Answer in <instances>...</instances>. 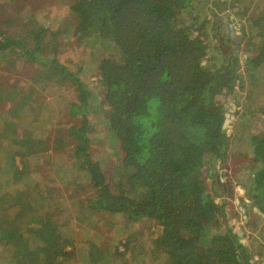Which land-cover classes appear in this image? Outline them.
<instances>
[{
	"label": "trees",
	"instance_id": "1",
	"mask_svg": "<svg viewBox=\"0 0 264 264\" xmlns=\"http://www.w3.org/2000/svg\"><path fill=\"white\" fill-rule=\"evenodd\" d=\"M227 2L72 0L70 10L80 19L81 36L94 35L114 45L112 55L101 57L96 64L102 91L99 107L107 109L106 131L117 143L114 154L120 158L118 165L108 168V179L104 159L93 158L90 151L95 137L88 112L91 91L79 76L81 67L73 72L56 60L58 33L62 31L30 20L29 28L12 32L3 25L24 22L12 16L0 21V54H13L18 63L36 64L42 68L34 71L37 75L50 72L43 85L65 81L78 92L80 105L69 104L67 111L70 117H78L77 122L57 126L48 137L54 151L72 147L77 160L74 173H85L93 188L92 196L76 199L72 216L61 223L52 217L33 222L42 215L37 214L41 206L35 203L36 196L31 200L35 209L23 213L19 206L26 202L28 211V199L17 203L15 188L1 193L0 246L5 236L1 222L6 224L5 244L9 245L12 237L13 246L21 238L25 242L24 256L16 264H119L117 246L101 243L100 233L84 238L81 230L74 229V221L78 227L93 225L102 213L113 221L109 227L120 224L125 228L138 220H153L159 229V246L173 264L262 262L264 243L258 245L256 254L247 250L230 223L224 202L205 191L202 179V168L212 178L213 164L230 140L228 127H223L226 96L233 86L244 87L241 66L252 78L253 69L264 61V45L252 47L253 42L248 45L247 41V55L240 64L229 32L221 33L222 25L230 21L219 16ZM231 2L240 23L252 20L264 34L260 0ZM223 43L232 46L224 49ZM223 59L225 63L218 64ZM25 139L14 150L21 160L33 152H22L31 140ZM256 139L257 157L264 165V132ZM18 170L14 168L15 174ZM263 173L264 169L259 171V175ZM220 224L225 225L224 233L215 230ZM0 261L6 262V256Z\"/></svg>",
	"mask_w": 264,
	"mask_h": 264
},
{
	"label": "rangeland",
	"instance_id": "2",
	"mask_svg": "<svg viewBox=\"0 0 264 264\" xmlns=\"http://www.w3.org/2000/svg\"><path fill=\"white\" fill-rule=\"evenodd\" d=\"M230 1L228 0L225 5L227 9L219 16H224L225 20L232 16L231 19L229 18V23L235 24L234 31H238V35L242 38L240 46L235 47V54L241 64L247 55L246 42L248 41L249 45L252 41L254 44L252 47L264 45V34L262 27L252 24V20L249 23L244 22V25L240 23L234 10L231 9L233 3ZM71 2L72 0H0V21L6 16H12L17 17L18 22H24L23 25L20 23L3 25L12 32L29 28L30 20L37 21L52 30L62 31L58 33L59 51L56 60L73 72L81 67V70H78L79 76L91 91V96L87 99L88 112L94 123L95 137L90 144V151L93 158L104 159L107 166L105 175L108 179V168L118 165L120 158L114 154L118 149L117 143L106 131L104 113L107 109L105 106H102L103 109L99 107L102 91L96 80V64L101 57L112 55L114 45L94 35L81 36L80 19L70 10ZM260 4L264 7V0H260ZM251 7L249 5L248 10ZM222 32L225 34L229 32L226 23L221 27ZM222 36L224 39L225 36ZM223 44L224 49L226 46H232ZM215 53L217 54L216 51ZM12 56L13 54H0V195L15 188L18 191L15 197L17 203L21 199L29 200L28 211L25 210L26 202H21L19 206L23 213L35 209L31 200L36 196L35 203H41L38 204L41 210L37 214L42 213V215L33 218V222L52 217L61 223L72 216L76 207L74 202L78 197L93 194V188L85 173L77 176L73 171L77 160L72 147L67 146L64 150L54 151L51 148L52 139L48 137L53 136L57 126L77 122L78 117H70L67 111L69 104L80 105V97L78 92H75L65 81L61 83L53 81L43 85L50 72L44 73L43 76L37 75L34 71H41V67L24 60L18 63ZM209 60L214 61L212 57ZM223 63L225 59L218 61V64ZM248 73L241 66L239 75L245 78L244 87L241 89L235 85L226 96V109H231L234 105L230 113V121L226 125L230 140L224 145L213 164L212 178L208 177L204 168L201 171L202 179L206 183L205 191L216 201L224 202L230 223L241 235L240 240L247 246L248 251L253 250L252 253L256 254L258 245L264 243V173L259 175L264 165L257 157L255 149L258 140L256 137H260L264 132L262 120L264 61L253 69L252 78H249ZM233 95L238 98L233 99ZM27 136L31 140L22 147V152L29 154L27 152L30 149L33 152L21 160L14 150L19 147L18 144L27 141L25 139ZM262 144L260 143L259 147ZM15 167L19 169L16 174ZM256 176L259 177V182ZM218 193L220 196L217 195ZM257 193L259 197L256 196ZM43 200H48V203ZM261 205L263 209L258 207ZM240 207L245 211L246 217L243 216ZM97 218L93 225L83 227L76 226L74 221V229L77 232L81 230L84 238L100 233L101 243L107 242L117 246L121 255L118 259L119 264H173L159 246V229L153 220H138L123 228L120 224L109 227L113 221L107 213L98 214ZM29 222L31 223V219ZM200 222L204 223L203 220ZM1 226L5 236L0 246V258L10 251L14 240L9 238L11 243L5 244L6 224L1 222ZM215 230L224 233L225 225L220 224ZM18 244L20 245V241L16 245ZM24 246L25 243L22 244V250ZM14 250L16 251L9 252L11 260L20 254L17 248ZM71 259L76 263V257L72 256ZM258 264H263V257L262 262Z\"/></svg>",
	"mask_w": 264,
	"mask_h": 264
},
{
	"label": "water",
	"instance_id": "3",
	"mask_svg": "<svg viewBox=\"0 0 264 264\" xmlns=\"http://www.w3.org/2000/svg\"><path fill=\"white\" fill-rule=\"evenodd\" d=\"M229 18L231 19L232 16H230ZM229 27H230L229 35H230L232 41L236 44V48H238L237 44L241 43L242 38H241V36L238 35V31H234L235 24L233 22L229 23ZM233 106L234 105H232V108H233ZM232 108L227 109V111L225 113V120H224L223 127H226V125L230 121V113L232 112ZM240 210H241L243 216L246 217L245 211L243 210L242 207H240ZM260 214L263 216V213L260 212Z\"/></svg>",
	"mask_w": 264,
	"mask_h": 264
},
{
	"label": "crops",
	"instance_id": "4",
	"mask_svg": "<svg viewBox=\"0 0 264 264\" xmlns=\"http://www.w3.org/2000/svg\"><path fill=\"white\" fill-rule=\"evenodd\" d=\"M10 239L12 240V239H14V238L12 237V238H10ZM19 241H20V245H19V244H18V245H14V246H12L11 249H10V251L13 252V251H16V250H14V249L17 248V249L19 250V253H20L19 256H18L17 258H13L14 260H11V259H10V254H9L10 251H9V252L5 255L6 258H7V261L4 262L3 264H7L8 262H9L10 264H16L17 261H18V259H22V257L24 256V253H25V251H26V247L24 246L25 248H23V250H22V248H21V247H22V244L25 243V242H24V239L21 238ZM263 264H264V257H263Z\"/></svg>",
	"mask_w": 264,
	"mask_h": 264
},
{
	"label": "flooded vegetation",
	"instance_id": "5",
	"mask_svg": "<svg viewBox=\"0 0 264 264\" xmlns=\"http://www.w3.org/2000/svg\"><path fill=\"white\" fill-rule=\"evenodd\" d=\"M229 26V25H228Z\"/></svg>",
	"mask_w": 264,
	"mask_h": 264
}]
</instances>
